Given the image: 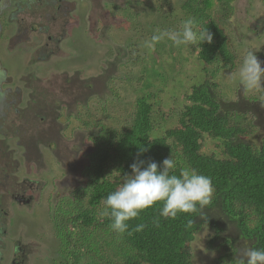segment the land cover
<instances>
[{
	"label": "rangeland",
	"instance_id": "rangeland-1",
	"mask_svg": "<svg viewBox=\"0 0 264 264\" xmlns=\"http://www.w3.org/2000/svg\"><path fill=\"white\" fill-rule=\"evenodd\" d=\"M89 1H77L78 23L70 25L63 46L66 58L40 65L43 73L36 75L25 70L27 57L23 52L14 50L12 54V72L17 69L24 73L12 87L19 86L20 92L33 101L29 107L23 103L24 114H14L8 121L10 157L6 162L20 167L25 178L46 185L37 203L41 209L35 207L33 219L23 218L22 212H17L14 220L12 216L5 219L12 241L20 242L29 254L26 264H54L60 241L55 229L56 210H51L57 201V189L52 185L67 186L70 192L85 187L73 185L79 176L83 183L85 176L89 177L95 142L98 138L113 141L131 126L138 98L149 94L154 126L151 135L161 137L178 125L180 112L188 103L186 96L204 79L205 69L221 67L216 81L222 103L252 125L253 142L261 145L264 140V89L246 90L238 76L243 56L250 50L264 67V0H230L231 6L228 0H210L209 12L224 30L234 67L205 65L198 59V44L176 47L165 38L154 49L145 47V41L159 31L180 30L182 21L191 16L183 10L188 0ZM59 75L71 76L75 86L69 82L59 90ZM222 151L218 140L204 135L203 153L222 157ZM63 193L69 199L70 194ZM86 200L81 197L79 201ZM9 210L15 212V208ZM222 228L226 231L213 245L216 233L210 226L196 234L189 244L191 263L224 264L221 259L233 251L231 237H236V228L228 221ZM245 247H249L246 242L239 243L236 259ZM85 261L83 256L80 264Z\"/></svg>",
	"mask_w": 264,
	"mask_h": 264
},
{
	"label": "trees",
	"instance_id": "trees-1",
	"mask_svg": "<svg viewBox=\"0 0 264 264\" xmlns=\"http://www.w3.org/2000/svg\"><path fill=\"white\" fill-rule=\"evenodd\" d=\"M211 6L210 0H188L183 5L198 27L207 28L213 36L211 43H198V59L207 66L220 63L234 67V55L224 30L211 17ZM220 68L205 69L204 79L186 96L188 103L180 112L178 125L163 136L151 135L154 126L148 94L136 100L129 128L113 141L94 140L97 149L91 155L85 187L74 193L68 205L62 203L56 209L60 245L54 264H80L83 256V264H193L190 242L204 226H210L216 233L211 245L215 244L226 231L222 228L225 221L234 224L237 238L231 237V254L220 258L224 264H236L240 242L264 248V140L261 145L253 142L252 125L222 103L216 81ZM204 135L221 143L222 157L202 152ZM139 146L149 150L140 154ZM171 155L177 161L175 174L181 167H190L212 178L215 193L212 203L203 210L207 224L198 212L179 214L175 219L160 217L156 227L153 220L162 206L158 203L128 222L130 229L145 224L142 232L131 236L113 232L111 220L101 214L103 199L121 185L124 175L131 174L134 162L143 160L144 167L152 161L159 165ZM81 197L87 202L79 201ZM189 220L195 221L190 227Z\"/></svg>",
	"mask_w": 264,
	"mask_h": 264
},
{
	"label": "flooded vegetation",
	"instance_id": "flooded-vegetation-1",
	"mask_svg": "<svg viewBox=\"0 0 264 264\" xmlns=\"http://www.w3.org/2000/svg\"><path fill=\"white\" fill-rule=\"evenodd\" d=\"M77 1L0 0V50H3L2 55L0 54V264H26L28 262L29 254H27L26 248L20 242L12 241L5 219L12 216L14 220V215L17 212H22L23 218H34L36 208L41 209V205H37V203L42 199L41 193L43 187L46 186L40 180L25 178L21 174L22 169L20 167L16 168L12 163L6 162L10 157V146L7 141L8 133L10 134V130L7 128L8 121L13 120L14 114H24L23 103L29 107L33 101L31 100L33 98L25 97L20 92L19 86L12 87L17 82V77L19 78L24 74L17 69L12 72L11 67L15 60L12 54L14 50L23 52L24 56L27 57L25 70L27 69L28 74L35 73L36 75L43 73L42 70L38 69L40 65L51 64L50 61L53 59L66 58L67 56L63 54V46L68 41L66 37L70 25L78 23L75 15ZM229 1L227 3L231 6ZM91 20L88 18L89 24ZM92 25L94 24H90L89 27ZM97 25L98 23L95 27ZM69 77L71 76L59 75L56 78V80L61 81L57 83L59 90L64 89V85L69 82L75 86V80L72 81ZM65 91L67 92V90ZM26 167L24 166V169H27ZM11 168H13L12 174H10ZM80 177L75 179L76 183L73 187L76 185L85 186L86 176L84 183V179ZM52 186L57 189L55 193L57 201L55 205H51L52 211L56 210L62 203L67 205L66 202L74 199V193L80 191V189H76V191L70 192L67 186L62 189L57 183ZM64 191L70 194L69 199L63 196ZM39 195L41 198L38 199ZM52 202L53 200L51 204ZM4 205H7L9 209L14 210L15 208V212L12 213Z\"/></svg>",
	"mask_w": 264,
	"mask_h": 264
},
{
	"label": "clouds",
	"instance_id": "clouds-1",
	"mask_svg": "<svg viewBox=\"0 0 264 264\" xmlns=\"http://www.w3.org/2000/svg\"><path fill=\"white\" fill-rule=\"evenodd\" d=\"M165 38L176 47L211 43L213 40L207 28L199 29L198 22L191 16L182 21L180 30L168 29L153 34L149 41H145V47L154 49ZM261 65L254 50L243 56L238 76L244 89H264V67ZM230 78H233L232 75ZM148 150L139 146L140 154ZM144 163L143 160L134 162L130 166L131 174L124 175L121 185L103 199L101 214L111 220L110 229L113 232L121 236L142 232L145 224L140 223L130 229L128 222L158 203L162 206L153 220L156 227H159L160 217L175 219L179 214L198 212V217L207 224L208 217L203 210L212 203L215 193L211 177L190 167H181L179 174H175L177 161L172 155L159 165L152 161L144 167ZM194 222L189 220L188 226ZM236 264H264V248L245 247L238 255Z\"/></svg>",
	"mask_w": 264,
	"mask_h": 264
}]
</instances>
